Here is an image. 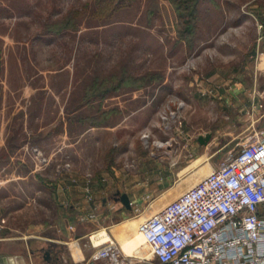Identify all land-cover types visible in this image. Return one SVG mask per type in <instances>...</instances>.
Masks as SVG:
<instances>
[{
    "label": "rangeland",
    "instance_id": "1",
    "mask_svg": "<svg viewBox=\"0 0 264 264\" xmlns=\"http://www.w3.org/2000/svg\"><path fill=\"white\" fill-rule=\"evenodd\" d=\"M185 5L0 0V253L14 264H47L52 241L76 262L84 253L76 264H99L91 235L120 248L264 130V0H199L194 15ZM122 72L129 80H111ZM90 126L113 128L93 133L109 148L74 144ZM108 149L109 193L87 183L83 210L60 207L56 181L73 194L72 175L96 171Z\"/></svg>",
    "mask_w": 264,
    "mask_h": 264
},
{
    "label": "built area",
    "instance_id": "2",
    "mask_svg": "<svg viewBox=\"0 0 264 264\" xmlns=\"http://www.w3.org/2000/svg\"><path fill=\"white\" fill-rule=\"evenodd\" d=\"M87 191V189H86ZM136 230L145 253L127 257L108 237L91 256L100 264H264V130Z\"/></svg>",
    "mask_w": 264,
    "mask_h": 264
},
{
    "label": "crops",
    "instance_id": "3",
    "mask_svg": "<svg viewBox=\"0 0 264 264\" xmlns=\"http://www.w3.org/2000/svg\"><path fill=\"white\" fill-rule=\"evenodd\" d=\"M98 129H104L106 132V134H109V130L113 131V128H110L108 126H104V127H96V126H90L88 127L84 132L80 133V135L78 136V138L75 141V145L78 144H82L83 141H86V144H92V145H96L100 142V144H106L107 147L109 148V139L107 140H96L97 138L95 136H93V133H96L95 131H97ZM99 141V142H98ZM74 144H71L74 145ZM78 147V146H77ZM79 148V147H78ZM77 149L74 148V152H76ZM80 151V149H79ZM81 152V151H80ZM78 155L80 156L81 160L84 158V155L82 156L81 154ZM100 157V165L99 168L94 171V172H90V171H85L84 173L81 174H73L72 177H74V180L76 182V185L80 186L79 190H76L73 194H70L71 192H65L64 191V187L62 185V181H60V179L58 181H56V185L55 187V191H54V201H56V203L60 206V207H64L68 202H72L74 208L76 209H80L82 208V210L84 209L85 205H87L89 202H91L90 200L86 199L85 195H84V184L89 183L90 184V188H91V193L97 192L101 194L103 193L104 195H107L109 193V149L108 151H106V153L101 157ZM98 157V158H99ZM218 159H216L217 161ZM220 162V161H219ZM218 162V163H219ZM218 163L215 165L214 163H212V168H215ZM101 186V188H103V190H100V188L98 189L97 187ZM53 192V191H52ZM105 192V193H104ZM57 195V196H56ZM57 198H56V197ZM72 196V197H71ZM96 196L94 197L95 200ZM104 196L101 197V201L102 204L105 203L104 201ZM72 206V207H73ZM53 244H56L57 241H52ZM83 258L81 260H76L73 258L71 252L66 249V251H63L59 254V261L61 264V262L63 264H67L69 261L70 263H78L79 261H82L85 258V254H82ZM100 264V263H99Z\"/></svg>",
    "mask_w": 264,
    "mask_h": 264
},
{
    "label": "bare ground",
    "instance_id": "4",
    "mask_svg": "<svg viewBox=\"0 0 264 264\" xmlns=\"http://www.w3.org/2000/svg\"><path fill=\"white\" fill-rule=\"evenodd\" d=\"M161 146V145H159ZM199 180V179H198ZM197 180V181H198ZM190 187V186H189ZM188 188V187H187ZM186 188V189H187ZM153 214V213H152ZM150 214V215H152ZM146 218V217H145ZM143 220V219H142ZM141 220V221H142ZM121 233V232H120ZM123 234L122 233V237L120 238H123ZM103 239L104 241H100L99 239ZM98 240V241H96ZM106 240H108V235H106L105 232H101L98 234L97 237H93V242L95 245H99L103 242H105ZM144 246V243H143V238L142 236L139 234V232L137 231L136 233L132 234L131 236H129L127 239H124L122 241V243L120 244V250L121 252L126 255L127 257H132L134 255H144L146 254L145 253V246H144V249L140 252L141 250V247ZM19 263V262H18Z\"/></svg>",
    "mask_w": 264,
    "mask_h": 264
},
{
    "label": "water",
    "instance_id": "5",
    "mask_svg": "<svg viewBox=\"0 0 264 264\" xmlns=\"http://www.w3.org/2000/svg\"><path fill=\"white\" fill-rule=\"evenodd\" d=\"M211 135L206 134L205 136H198V142L202 145L206 144L207 141L210 139ZM119 195V200L123 204V206L127 209H130V201L127 194H119V192L115 193V196ZM16 257L9 255V254H3L0 253V264H14V259Z\"/></svg>",
    "mask_w": 264,
    "mask_h": 264
},
{
    "label": "flooded vegetation",
    "instance_id": "6",
    "mask_svg": "<svg viewBox=\"0 0 264 264\" xmlns=\"http://www.w3.org/2000/svg\"><path fill=\"white\" fill-rule=\"evenodd\" d=\"M114 199L119 201V195L117 196H114ZM48 248H44L42 251H43V260L44 262H46L47 264H59V254H60V249L56 247L55 244L51 243V244H48ZM45 249H47L45 251Z\"/></svg>",
    "mask_w": 264,
    "mask_h": 264
},
{
    "label": "trees",
    "instance_id": "7",
    "mask_svg": "<svg viewBox=\"0 0 264 264\" xmlns=\"http://www.w3.org/2000/svg\"><path fill=\"white\" fill-rule=\"evenodd\" d=\"M169 1L171 3H173L174 5L184 4L186 2L187 4H189V6L185 5L184 9H187V11L189 10L190 13H192L194 15L196 13V4H197V1H199V0H169ZM70 22L71 21H67L66 25L68 26L70 24ZM67 26H64V27H67ZM144 79H142V80H144ZM111 80H114V81L118 80V81H122L123 82V81L129 80V77H127L126 72H122V76L121 77H119V78L118 77H113Z\"/></svg>",
    "mask_w": 264,
    "mask_h": 264
}]
</instances>
